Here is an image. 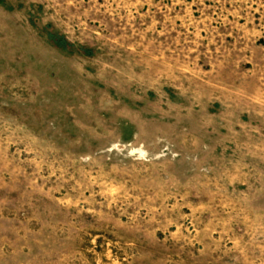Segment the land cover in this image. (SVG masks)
<instances>
[{"label": "rangeland", "instance_id": "374dc122", "mask_svg": "<svg viewBox=\"0 0 264 264\" xmlns=\"http://www.w3.org/2000/svg\"><path fill=\"white\" fill-rule=\"evenodd\" d=\"M0 264H264V0H0Z\"/></svg>", "mask_w": 264, "mask_h": 264}]
</instances>
